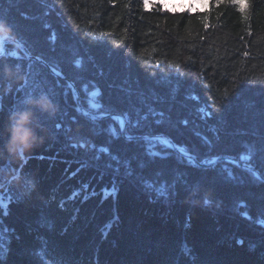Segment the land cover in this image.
<instances>
[{
	"label": "trees",
	"instance_id": "16d2710c",
	"mask_svg": "<svg viewBox=\"0 0 264 264\" xmlns=\"http://www.w3.org/2000/svg\"><path fill=\"white\" fill-rule=\"evenodd\" d=\"M125 3L0 0L12 29L0 34V151L33 99L56 109L36 111L43 143L0 155L3 264H264V182L128 140L118 117L128 138L164 137L203 165L232 157L264 177V0H247V14L216 0ZM69 83L87 113L112 117L82 114Z\"/></svg>",
	"mask_w": 264,
	"mask_h": 264
},
{
	"label": "clouds",
	"instance_id": "9594fccd",
	"mask_svg": "<svg viewBox=\"0 0 264 264\" xmlns=\"http://www.w3.org/2000/svg\"><path fill=\"white\" fill-rule=\"evenodd\" d=\"M11 26L5 21H0V34L10 35ZM5 72L10 71L5 69ZM42 114H54L55 105L47 96H40L30 102V107L15 114L12 119L14 124L4 150L10 157L23 158L25 154L43 143L46 129L37 121L36 111ZM19 129V133L17 132ZM0 151V155H3Z\"/></svg>",
	"mask_w": 264,
	"mask_h": 264
},
{
	"label": "water",
	"instance_id": "95a60500",
	"mask_svg": "<svg viewBox=\"0 0 264 264\" xmlns=\"http://www.w3.org/2000/svg\"><path fill=\"white\" fill-rule=\"evenodd\" d=\"M11 40H13L19 47L20 49L25 53L27 54L31 59L39 62V63H42V61H40L39 59H36V58H32L31 55L29 54V52L26 50V48L20 43L18 42L17 40H15L13 37H10ZM54 76L62 79L63 77L58 73L56 72L55 70L51 69L50 70ZM69 86L70 88L72 89V91L74 92L75 96H76V99H77V104H78V107L80 108L82 114H86L85 116H87L89 119H92V120H95V121H99V120H102V119H106V118H109L107 116H93L89 113H87L82 105H81V101H80V97H79V93L78 91L76 90V88L74 87V85L72 83H69ZM120 119V122H121V125H122V133H123V136L128 139V140H150V139H155V140H158V141H161L163 142L166 146H168L174 153L182 156L183 158H186L188 160H191L196 166L200 167V168H213L215 167L216 165H218L219 163H222V162H228V163H231V164H234L236 166H239V167H243L245 169H247L248 171H250L251 173H253L256 178L258 180H260L261 182H264V177L253 167L249 166V165H246V164H242L240 163L237 159L235 158H232V157H221V158H216L213 160V162H211L210 164H206V165H203L201 163L198 162V160L190 155V154H186L184 153L183 151H181L180 149H178L174 143H172L170 140H168L167 138H164V137H155V138H139V139H133V138H128L126 136V128H127V123L125 121L124 118H121L119 117Z\"/></svg>",
	"mask_w": 264,
	"mask_h": 264
},
{
	"label": "snow or ice",
	"instance_id": "6c2138e0",
	"mask_svg": "<svg viewBox=\"0 0 264 264\" xmlns=\"http://www.w3.org/2000/svg\"><path fill=\"white\" fill-rule=\"evenodd\" d=\"M93 2L95 3V0H93ZM154 2H155V0H141V7L144 8V9H147ZM201 2L202 3H208L209 0H201ZM246 2H247V0H216V3L217 4L223 5L224 3H230L233 7L240 8L242 12H244L245 14H247V9L244 7V5L246 4ZM109 3L115 4L116 3V0H109ZM123 6L126 9H130L131 8V0H128V3H125ZM250 7H251V5H249V8ZM0 21H5V22H7L8 25L11 26V21H8L6 17H0ZM2 44H3V40H0V45H2ZM0 51H2V48H0ZM0 70H2V69H0ZM94 95H99V90L98 89L96 90V92L94 93ZM201 111H203V109H201ZM57 127L59 128L60 125H57ZM19 131L20 130L17 129V132L18 133H19ZM88 146H89V141L86 140V139L82 143L73 144L72 145V147H74V148H76V147L86 148ZM154 155H155V153H154ZM244 159H250V158L249 157H244ZM125 166L128 167L127 162H126ZM140 167H144V165L141 164ZM117 171H119V169H117ZM126 175L127 176H131L132 175V172H131L130 169L126 172ZM173 188H175V185H173ZM33 191H34V189H33L32 185L29 184L25 188V190L22 193V195L28 196ZM116 191H117V189L115 187L111 190L110 193L108 191H106L105 198H107L108 195H115ZM157 191L159 192L160 195H167V193L165 191V188L163 186L160 189H158ZM173 195H176L175 191L173 192ZM205 203H207V201H205ZM3 206H4L3 205V202L0 201V207H3ZM6 251L7 250L5 249L4 245L3 244H0V264H3V262H4V258H5V255H6ZM185 252H186V254H189L190 253V249H186ZM42 254H43V250H41V253H38V255H42ZM56 264H62V262L61 261H57Z\"/></svg>",
	"mask_w": 264,
	"mask_h": 264
},
{
	"label": "rangeland",
	"instance_id": "374dc122",
	"mask_svg": "<svg viewBox=\"0 0 264 264\" xmlns=\"http://www.w3.org/2000/svg\"><path fill=\"white\" fill-rule=\"evenodd\" d=\"M155 1L162 3L164 5V7L168 8L170 10H179V11H182L185 9L204 10V9H207L209 7V2L208 3H202L201 0H155ZM107 117H112V116H107ZM118 117H120V116H118ZM126 130H127V128H126Z\"/></svg>",
	"mask_w": 264,
	"mask_h": 264
},
{
	"label": "bare ground",
	"instance_id": "6f19581e",
	"mask_svg": "<svg viewBox=\"0 0 264 264\" xmlns=\"http://www.w3.org/2000/svg\"><path fill=\"white\" fill-rule=\"evenodd\" d=\"M211 162H213V161H211ZM211 162H209L208 164H210Z\"/></svg>",
	"mask_w": 264,
	"mask_h": 264
}]
</instances>
